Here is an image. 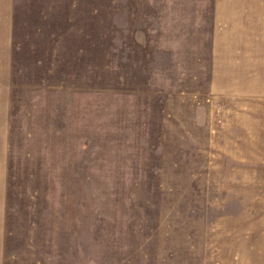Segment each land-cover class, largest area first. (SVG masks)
Segmentation results:
<instances>
[{
  "label": "rangeland",
  "instance_id": "374dc122",
  "mask_svg": "<svg viewBox=\"0 0 264 264\" xmlns=\"http://www.w3.org/2000/svg\"><path fill=\"white\" fill-rule=\"evenodd\" d=\"M7 264H264V0H0Z\"/></svg>",
  "mask_w": 264,
  "mask_h": 264
},
{
  "label": "crops",
  "instance_id": "0c3cea01",
  "mask_svg": "<svg viewBox=\"0 0 264 264\" xmlns=\"http://www.w3.org/2000/svg\"><path fill=\"white\" fill-rule=\"evenodd\" d=\"M6 252V231L3 221L0 217V264H7L10 261V257H7Z\"/></svg>",
  "mask_w": 264,
  "mask_h": 264
}]
</instances>
